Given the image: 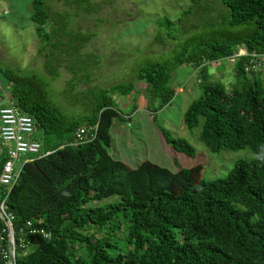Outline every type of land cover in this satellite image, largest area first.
<instances>
[{
  "label": "trees",
  "instance_id": "trees-1",
  "mask_svg": "<svg viewBox=\"0 0 264 264\" xmlns=\"http://www.w3.org/2000/svg\"><path fill=\"white\" fill-rule=\"evenodd\" d=\"M218 1L225 12L221 29L212 25L209 39L196 43L191 53L194 43L172 61L151 63L135 73L137 81L147 85L148 111L155 113L174 96L170 83L176 68L190 64L199 70L201 95L185 111V126L192 130L201 125L199 140L211 153L243 149L252 153L214 180L202 178L200 165L171 172L149 161L130 168L113 159L108 153L109 129L114 119L122 118L110 93L127 95L135 88L94 84L98 57L84 51L92 35L72 27L77 18L96 14L103 5L64 0L66 10L50 15L43 0L33 1L37 54L52 80L62 72L68 75L60 96L73 109L66 113V107L62 112L52 106L35 76L0 68L8 98L33 118L37 132L46 138L48 153L24 165L7 201L15 228L32 221L47 235L27 237L30 252L17 264H264L260 74L246 73L248 59L241 58L234 65L237 83L229 93L205 74L207 64L232 55L237 45L264 54V0ZM75 109L84 113L68 116ZM82 126L92 127L94 138L70 145ZM160 131L175 151L195 156L185 139ZM110 199L114 201L91 206ZM89 231L103 238H92Z\"/></svg>",
  "mask_w": 264,
  "mask_h": 264
},
{
  "label": "rangeland",
  "instance_id": "rangeland-1",
  "mask_svg": "<svg viewBox=\"0 0 264 264\" xmlns=\"http://www.w3.org/2000/svg\"><path fill=\"white\" fill-rule=\"evenodd\" d=\"M33 1L0 0V68L12 69L21 76H35L42 82L51 105L61 111L66 107L64 110L68 113L73 108L67 107L60 96L68 75L62 72L60 78L52 80L43 69L42 56L37 54L39 40L36 25L31 20ZM43 1L50 15L66 10L64 0ZM91 1L101 3V11L89 16L82 15L71 26L92 35L84 51L98 57L94 84L101 87L133 84L138 91L137 94L134 90L127 95L110 93L113 106L122 118L114 119L109 129L111 143L108 153L113 159L130 168L149 161L171 172L200 165L202 178L214 180L224 177L236 161L251 158L249 149L211 153L199 140L201 125L192 130L185 126V111L201 95V78L197 68L185 64L173 71L170 85L174 96L155 113L148 111L147 85L135 78L138 69L151 63L170 62L187 44L194 43L189 48L191 53L196 43L208 40L212 25H216L217 29L222 27L225 13L222 5H217L215 0H199L197 3L191 0ZM48 28V24L44 26L45 31ZM205 74L209 82L222 84L228 93L237 83L234 65L228 61L207 64ZM259 77L264 89V72ZM0 90L8 99L7 87L1 81ZM81 113L84 111L75 109L68 116L77 118ZM160 128L173 137L185 139L193 147L195 156L188 157L175 151L166 143ZM35 139L42 146L41 152L46 153V138L40 131L35 134ZM113 201L96 202L91 206H102ZM119 231L118 234L123 236ZM88 234L92 238H103V235L93 231Z\"/></svg>",
  "mask_w": 264,
  "mask_h": 264
},
{
  "label": "built area",
  "instance_id": "built-area-1",
  "mask_svg": "<svg viewBox=\"0 0 264 264\" xmlns=\"http://www.w3.org/2000/svg\"><path fill=\"white\" fill-rule=\"evenodd\" d=\"M241 58L248 59L244 64L246 73L264 72V54L249 53L243 45H237L232 55L217 61H228L235 65ZM4 95L0 90V264H17L20 257L30 252L27 237L47 235L32 221L15 228V217L9 211L7 201L24 165L48 153L41 152L42 146L35 139L37 129L33 118L22 112L12 100L5 99ZM94 136L92 127H79L70 145L87 144Z\"/></svg>",
  "mask_w": 264,
  "mask_h": 264
}]
</instances>
